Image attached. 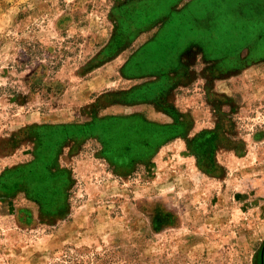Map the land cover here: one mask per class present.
Here are the masks:
<instances>
[{
  "label": "rangeland",
  "instance_id": "rangeland-1",
  "mask_svg": "<svg viewBox=\"0 0 264 264\" xmlns=\"http://www.w3.org/2000/svg\"><path fill=\"white\" fill-rule=\"evenodd\" d=\"M216 1L0 0V176L42 141L68 178L55 214L0 187V264H264V0ZM105 118L120 156L37 132Z\"/></svg>",
  "mask_w": 264,
  "mask_h": 264
},
{
  "label": "trees",
  "instance_id": "trees-1",
  "mask_svg": "<svg viewBox=\"0 0 264 264\" xmlns=\"http://www.w3.org/2000/svg\"><path fill=\"white\" fill-rule=\"evenodd\" d=\"M249 27V26H247ZM255 27V25H254ZM246 28L244 30V34L246 36H248L250 33L253 34V32L256 31V27L254 28ZM261 31L259 33V35H261V39H260V43L261 45H264V34L262 31H264V25L260 26ZM244 37V36H243ZM150 88H153V86L150 85H142L140 87H136L131 91V94L133 93V96H143V94L150 90ZM109 118H105V119H99V120H93L91 122H89L88 124H85V126H76V125H72V124H62V125H55V126H42L41 128H39V130L37 129V132L39 133V139L40 140H44L42 136H46L48 135L51 130L53 132V135H56L59 133L58 137H65L68 134L64 133L62 128H72V130H76V129H80V130H85V132L88 131H93L95 135L99 136V139L102 143L103 146V154L104 155H111L112 152L114 153H118L121 148L119 147V141H120V137L123 139V136H119L117 134V128L113 127L115 130H113V134L111 132L108 133H102V131H100V125L102 124L103 121L107 120ZM143 127V124H140ZM139 125L140 129L141 126ZM111 130H112V126ZM175 129V128H174ZM71 130V129H70ZM139 128L137 127L134 132H138ZM47 131L48 134L46 133ZM129 132V131H128ZM127 132V133H128ZM108 134V135H106ZM214 135V134H211ZM78 136H83L82 134H79ZM138 136H139V132H138ZM57 137V138H58ZM69 135L66 137L68 138ZM138 139V138H137ZM208 140V139H206ZM44 141H48V138L46 137ZM121 141H124L121 140ZM54 139L50 138L49 142H48V146L49 144L53 143ZM134 143L128 141V145L125 146L124 148L126 150V152L128 153H124L123 150L121 152L122 157L124 158V160H129L128 158V154H130V156H132V152L133 149H138L141 148L143 149L146 146V143H142L140 141H133ZM211 142H214L213 136L211 138ZM53 146H57L55 144H53ZM40 147H43V142L41 141V145L39 146V148L37 149V157L36 159L33 160L32 163H30L29 165L25 166V167H21V168H16V169H12L6 173H3L0 176V187H10L12 186L15 189H23L28 195H31L35 193V191L37 192V194H41V198L42 199H37L35 198V200L37 202H39L41 205H39V208L41 211H44L46 213H56L57 209L56 206H59L61 204V202L63 201V191H62V186L65 185L68 182V178H67V173L63 170H58V171H52L51 169H49V164L48 161L50 160H45L47 157H49V155H53V147L51 149H49L48 151H46V153L44 154H40L38 155L39 149ZM214 147V145H213ZM140 149V150H141ZM119 154V153H118ZM120 156V154H119ZM41 161V162H40ZM133 162V160L131 161ZM135 162V161H134ZM43 167V168H42ZM45 168V169H44ZM23 170L26 171L28 170V176H21L19 171ZM46 170V171H45ZM32 173H34V177L31 175ZM37 189V190H36ZM57 189V190H56ZM48 198L52 199V200H48ZM59 198V201H57ZM55 202V203H54ZM43 203H47V205H43ZM57 203L59 205H57ZM53 204L52 207H50ZM156 223H158V218L156 217L154 220ZM154 222L153 226H156V223ZM70 257H72L71 255H68V260L70 259ZM261 263H263V259H264V246L263 249L259 255ZM66 259L62 258L61 260L55 262L54 264H67ZM75 264H81V263H75ZM99 264V263H98ZM102 264H111L103 262Z\"/></svg>",
  "mask_w": 264,
  "mask_h": 264
},
{
  "label": "flooded vegetation",
  "instance_id": "flooded-vegetation-1",
  "mask_svg": "<svg viewBox=\"0 0 264 264\" xmlns=\"http://www.w3.org/2000/svg\"><path fill=\"white\" fill-rule=\"evenodd\" d=\"M216 3H217V5H218V0L216 1ZM215 14H216V13H215ZM215 14L213 13V15H215ZM260 23H261V22H260ZM260 23H259V24H260ZM261 29H262V28H261ZM261 29L259 28V30H261ZM234 46H236V44H232V45H230V46L228 45L227 49H228V50H229L230 48L233 49ZM234 49H235V48H234Z\"/></svg>",
  "mask_w": 264,
  "mask_h": 264
}]
</instances>
